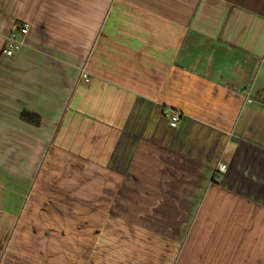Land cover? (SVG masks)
Returning a JSON list of instances; mask_svg holds the SVG:
<instances>
[{"label":"crops","instance_id":"0c3cea01","mask_svg":"<svg viewBox=\"0 0 264 264\" xmlns=\"http://www.w3.org/2000/svg\"><path fill=\"white\" fill-rule=\"evenodd\" d=\"M0 264H264V0H0Z\"/></svg>","mask_w":264,"mask_h":264},{"label":"built area","instance_id":"2783aa9c","mask_svg":"<svg viewBox=\"0 0 264 264\" xmlns=\"http://www.w3.org/2000/svg\"><path fill=\"white\" fill-rule=\"evenodd\" d=\"M29 32V24L25 23L22 25L17 31H14L10 37L7 40L6 47L3 50V54L7 56L14 55L17 51H19L24 43V37ZM84 77H87V74L84 73ZM88 78V77H87ZM249 102H252V99H248ZM180 118L179 114H173L171 116L170 126L176 127L178 120ZM227 170V164L226 163H219L217 167L218 172H225Z\"/></svg>","mask_w":264,"mask_h":264},{"label":"trees","instance_id":"16d2710c","mask_svg":"<svg viewBox=\"0 0 264 264\" xmlns=\"http://www.w3.org/2000/svg\"><path fill=\"white\" fill-rule=\"evenodd\" d=\"M21 119L33 126H39L41 124V118L36 114L23 112L21 115Z\"/></svg>","mask_w":264,"mask_h":264},{"label":"rangeland","instance_id":"374dc122","mask_svg":"<svg viewBox=\"0 0 264 264\" xmlns=\"http://www.w3.org/2000/svg\"><path fill=\"white\" fill-rule=\"evenodd\" d=\"M117 244H118V243H114V247L117 246L118 251H120V247H119V245H117ZM82 246H83V245H82ZM83 247H87V248H88L89 245H84ZM67 249H68V250H71V249H72V245H70V246L67 245ZM102 249H103V244H102ZM102 249H101V250H102ZM86 250H87V249H85V251H86ZM82 251H84L83 248H82ZM118 253H120V252H118ZM82 254H83V253H82ZM66 262H67V261H66ZM74 262L76 263V261H74Z\"/></svg>","mask_w":264,"mask_h":264}]
</instances>
